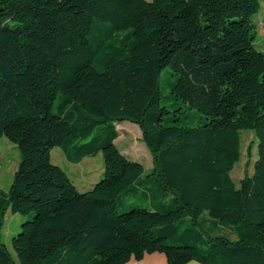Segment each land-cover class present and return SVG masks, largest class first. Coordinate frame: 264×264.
Returning a JSON list of instances; mask_svg holds the SVG:
<instances>
[{"label":"trees","instance_id":"obj_1","mask_svg":"<svg viewBox=\"0 0 264 264\" xmlns=\"http://www.w3.org/2000/svg\"><path fill=\"white\" fill-rule=\"evenodd\" d=\"M260 7L0 0V137L20 151L9 190L0 188V227L9 210L26 218L12 239L19 264H126L153 253L168 264H264ZM124 121L140 126L150 170L117 147ZM244 130L257 158L237 186ZM55 147L72 163L103 152L104 177L78 190L52 162ZM0 264H16L1 239Z\"/></svg>","mask_w":264,"mask_h":264},{"label":"rangeland","instance_id":"obj_2","mask_svg":"<svg viewBox=\"0 0 264 264\" xmlns=\"http://www.w3.org/2000/svg\"><path fill=\"white\" fill-rule=\"evenodd\" d=\"M261 1V7L257 14L252 18L253 23L257 27L258 35L255 40V48L264 51V0ZM16 23L10 21L9 25L14 26ZM163 96L169 94V85L165 76L160 77ZM119 137L115 141L119 150L127 155L130 159L141 162L146 170H150L154 165V159L143 141L142 130L138 124L124 121L117 124ZM257 158V142L256 137L251 130L242 132V154L241 160L232 171V177L239 186L240 181L246 174L253 172L254 162ZM51 160L54 164L62 167L71 177L74 184L80 191H88L98 181L104 177V156L103 152L96 156L85 157L80 163H72L67 160L62 149L55 147L51 151ZM20 162V151L17 145L11 142L7 137H0V188L8 191L15 172ZM25 217L16 213L7 211L3 225L0 227V239L11 251L16 264L19 260L16 251L12 245L13 236L21 230V225L25 221ZM224 233V232H223ZM229 237L235 239L236 234L226 233Z\"/></svg>","mask_w":264,"mask_h":264},{"label":"crops","instance_id":"obj_3","mask_svg":"<svg viewBox=\"0 0 264 264\" xmlns=\"http://www.w3.org/2000/svg\"><path fill=\"white\" fill-rule=\"evenodd\" d=\"M126 264H168L167 258L163 253L146 254L143 259H132ZM187 264H200L197 261H191Z\"/></svg>","mask_w":264,"mask_h":264}]
</instances>
